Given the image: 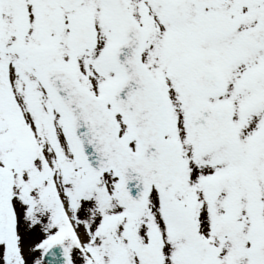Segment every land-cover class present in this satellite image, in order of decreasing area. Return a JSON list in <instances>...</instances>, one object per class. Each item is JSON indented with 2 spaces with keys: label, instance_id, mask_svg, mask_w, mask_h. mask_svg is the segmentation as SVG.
<instances>
[{
  "label": "snow or ice",
  "instance_id": "1",
  "mask_svg": "<svg viewBox=\"0 0 264 264\" xmlns=\"http://www.w3.org/2000/svg\"><path fill=\"white\" fill-rule=\"evenodd\" d=\"M0 264H264V0H0Z\"/></svg>",
  "mask_w": 264,
  "mask_h": 264
}]
</instances>
